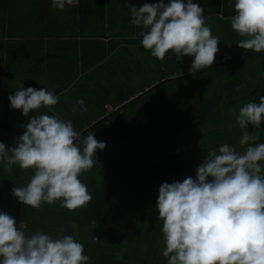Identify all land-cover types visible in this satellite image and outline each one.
<instances>
[{"label":"clouds","instance_id":"clouds-1","mask_svg":"<svg viewBox=\"0 0 264 264\" xmlns=\"http://www.w3.org/2000/svg\"><path fill=\"white\" fill-rule=\"evenodd\" d=\"M79 3L52 0L60 10ZM234 9L231 28L242 38L236 45L264 52V0H235ZM130 11L131 23L146 29L141 32L143 48L156 59L163 60L169 52L179 60L194 57L192 74L214 64L219 39L212 35L199 4L160 0L131 6ZM8 99L10 108L24 117L58 103L48 89H25L23 83ZM262 121L264 96L241 107L236 117L244 130L239 144L248 145L244 152L225 143L197 167L195 179L159 187L156 206L167 264H264V143H255L257 137L245 130L248 125L259 128ZM23 127L15 147L6 149L0 142V162L9 169L18 165L34 171L28 184L14 187L12 195L32 209L60 201L73 212L89 203L92 196L78 177L93 168L97 151L106 143L89 132L78 144L80 134L70 121L46 114L33 115ZM25 227L24 221L17 227L13 217L0 212V264H88L82 243L73 236L26 235Z\"/></svg>","mask_w":264,"mask_h":264},{"label":"trees","instance_id":"trees-1","mask_svg":"<svg viewBox=\"0 0 264 264\" xmlns=\"http://www.w3.org/2000/svg\"><path fill=\"white\" fill-rule=\"evenodd\" d=\"M11 1L0 0V3L9 4ZM36 1L40 6L43 0ZM101 1L100 18L106 19L103 18L105 0ZM195 1L204 9L206 19L213 13L221 12L226 0ZM85 5V1L78 7L75 5L82 17L92 10L91 6ZM0 20V26L4 29L6 23L2 18ZM101 24L105 26V23ZM128 26L130 23H119L121 30L112 34L125 37L124 46L142 45V40L133 38L132 25ZM1 27L0 33L3 31ZM144 31L146 29L140 28V36ZM84 42L90 43L88 40ZM94 48L92 44L83 48L84 68L81 71L78 69L76 76L95 67L99 62L97 58L105 61L110 56V46H101L102 55H97V51L90 53ZM79 56L75 52L76 59ZM163 63L166 65L162 67L166 70L162 73L156 70L158 76L147 75L148 82L112 101L121 107L153 87L147 94L112 113L109 123L92 126L107 116L106 102H96L92 121H86L74 129L81 134L82 140L92 132L96 133L97 141L106 143L103 150L105 161L96 167L99 170L97 175L101 177L95 181L99 190L91 195L93 198L89 203L73 212L61 207L60 201L52 205L42 204L39 209L23 205L12 195V189L26 186L34 171L22 170L18 165L9 169L4 162H0V212L13 217L17 227L19 220L24 221L26 235L35 233L36 215L42 212V219L45 220L46 213L48 226L44 227L45 234L53 238L62 231L53 226L51 213L60 214L65 228L71 229L63 233L82 243L83 254L89 257L88 264H167V258L162 254L165 247L162 221L158 220L156 206L159 187L165 182H182L187 177L195 179L197 167L225 143L235 147L237 152L246 150L248 145L242 147L239 144L244 130L236 123V117L241 107L250 102L258 103L260 97L264 96V52L245 51L215 59L210 68L195 74L190 72L192 64L184 59L179 62L180 66L169 59ZM70 65L74 66V60L71 59ZM218 71L222 75L235 74L236 77L221 81L215 76ZM148 73L152 74L150 70ZM166 79L169 80L158 84ZM215 83L219 85L213 86ZM30 118L31 113L29 117L22 115L16 121L8 122L0 116V142L8 143L9 149L15 147L16 138L22 135L23 126ZM245 130L257 137L255 143H264V121L259 128L248 125ZM261 164L264 166V162ZM72 225L77 228L83 226L84 229L93 226L101 234V242L94 244L87 233L84 237L77 236L76 228L72 231Z\"/></svg>","mask_w":264,"mask_h":264},{"label":"crops","instance_id":"crops-1","mask_svg":"<svg viewBox=\"0 0 264 264\" xmlns=\"http://www.w3.org/2000/svg\"><path fill=\"white\" fill-rule=\"evenodd\" d=\"M83 1H85L87 5L85 6H91L92 10L89 11L87 16L85 15L82 17L78 14L79 12H77V7L80 6ZM49 2L50 0H43L40 6L37 4L36 0H12L9 4L0 3V19L2 18L6 23L4 29L0 26L1 30H3V34L0 33L2 34L0 35V116L8 122H14L23 115L22 111L10 108V102L8 99L9 95H14L20 84L23 83V87L25 89L28 87H32L37 90L46 88L58 97V103L56 105L51 106L50 108H41L36 110V113L35 111L30 112L31 117L35 114L56 116L60 120L70 121L73 124L74 129H78L80 125L84 124L86 121H92L93 119L92 113L94 111V103L85 101L84 97L76 95L77 93L73 87L77 86L81 76L85 73L78 76V78L72 81V83L70 82L68 85L66 84L67 86L61 87L59 83L62 79H67L68 73L73 75L72 73L76 74L78 69L81 71L84 68L83 48H88L92 44L93 47H96L93 49L92 53H94L101 48L102 45L105 47L110 46V44L113 45L112 42L114 40L115 43H119L118 46H124L122 43L126 38L116 36L115 34H110L107 37L100 38L98 35H93L92 37L89 35L86 36L82 33H73L70 35L65 32V28L59 30V27L57 31L47 34L46 31H44L47 29V24H52L53 17L56 18L57 14L65 13L63 11L65 8L63 10L54 8V10L52 6H49ZM101 2V0H80L77 7L74 5L67 8L68 17H76L77 19H80L81 21L79 24L84 23L82 21L83 18H91L93 16L97 17V14L102 17L100 11L103 3L101 4ZM104 2L106 6L105 12H103V18H106L103 19L104 23L110 22L111 20L109 21V19H113L116 23H130V25H133L131 23V6L139 8L145 3L154 4L159 3L160 0H105ZM164 2L168 3L169 0H164ZM192 2L195 3L196 1L192 0ZM234 5L235 0H226L223 3L221 12L217 14L213 13L205 19L207 26L212 24L211 27L209 26L211 31L212 29L214 31V26L217 24L211 23V18H219L217 22H230L232 16L235 14ZM61 21L62 20H55L54 22L57 24H64V22ZM10 24L12 26H9ZM36 24L45 26L40 27V30H37ZM140 28L141 30L143 29L142 27L136 26L133 38L142 40V36L138 33ZM85 40L90 41L89 45L84 42ZM69 41L76 43L73 44ZM237 42H233L232 45L237 44ZM75 45H77L76 48L74 47ZM129 46L131 47L132 45L126 44V47ZM72 52H78L80 55V57L74 61V66H71L70 61L67 59ZM244 52L245 50L242 52L237 51L236 53ZM61 58H65V60ZM53 61H57L58 64H54ZM140 77V81H147L149 79V77L143 75L142 72H140ZM133 90L134 87L130 83L129 90L123 92L122 94L114 93V100H119L121 97L127 95L126 93L128 91L131 92ZM79 100H83L84 104H78ZM107 104L116 106L112 101H106V105ZM23 132L21 133L23 134ZM95 135L96 133L94 136ZM5 145L6 149H9L8 143ZM103 153V151L98 150L96 158L94 157V159H96V163L93 168L82 173L78 177L82 183L87 185L88 192L91 195L95 194V192H98L99 190V186L95 181L96 179H101V177L98 176L99 170L96 167L105 161ZM51 214V222L54 223L53 226L61 231L63 230L60 235H66L63 232L71 229L67 230V228H65L62 216L58 213ZM44 215L47 216L46 219H48V215L46 213H44ZM46 219H42V212H39V214L36 215V222L33 228L35 233L46 232V229L44 228L47 225ZM67 221L69 222L70 220L67 218ZM79 227L78 229L76 226L77 231L75 232L77 236L81 235L84 237V234L87 233L94 244H99L101 242V234L96 228L93 226L85 229L83 226ZM72 231L74 230L72 229Z\"/></svg>","mask_w":264,"mask_h":264},{"label":"rangeland","instance_id":"rangeland-1","mask_svg":"<svg viewBox=\"0 0 264 264\" xmlns=\"http://www.w3.org/2000/svg\"><path fill=\"white\" fill-rule=\"evenodd\" d=\"M49 6L53 7L51 0L49 2ZM54 8L55 7H53V9ZM67 8H69V6H65V9L63 10L65 12L64 14L56 13L57 16L56 18L53 17V23L47 24L46 26L47 29L46 30L42 29V30L46 31V33L48 34V33L57 31L59 27V30L60 29L62 30L65 28V32L69 33L70 35H72L73 33H84L88 35H98L99 38L107 37L110 34L121 30L119 28V23H116L113 19H109V21L110 20L111 21L106 22L105 26L101 24L100 22L104 23V20L101 19L98 14H97V17L93 16L91 18H83L82 21L84 23L79 24V22L81 21L80 19H77L76 17H68ZM211 19L213 21V22L211 21V23H217L214 26V31L212 29V35L218 37L219 39V42H218L219 51L216 54L215 59H220V58L231 56L235 54L237 51L238 52L244 51L243 49H240L239 47H237L236 44L232 45L233 42L236 43L239 39H242V38L232 30L231 21L230 22H223V21L217 22L219 18H216V17H213ZM55 20L57 21L62 20L61 22H64V24H57L54 22ZM40 25L41 24L37 25V30H40V27L45 26V25H42V26ZM211 25L209 26L211 27ZM122 26H125V25H122ZM132 28L135 33L136 26L132 25ZM114 39H117V38H114ZM112 44L115 46L110 44L111 53H110V56H108V59L103 61L97 58L99 62H97L95 67L90 68V70H87L85 74L81 76L77 86L76 87L73 86L77 93L76 95H78L79 97L81 96L84 97L85 101L92 102L95 105H96V102L102 103L106 101H113L115 99L114 93L122 94L123 92L129 90L130 83L134 88H136L137 86H140V84L148 82L145 80L140 81L139 79L141 78L140 72H142L143 75H146V76L148 75L149 77H153L155 75L158 76L156 70L161 71V73L164 70H166L165 68L162 67L163 65L164 66L166 65L163 63L166 59L173 60L176 64H178V66H180L179 62L183 59L191 64L194 60V57H191V56H185L181 60H179L171 52L167 53L163 60H158L151 55L150 51L145 50L142 45L138 44L137 46H131V47L130 46L126 47V46H121V45L118 46L119 43H115V40L112 42ZM92 52L93 50L90 53ZM100 52L102 53L101 48L97 50L96 52L97 55L100 54ZM69 56H70V59L67 58L68 60L70 61L71 59L74 61L77 60L75 57V52H72ZM61 59L65 60V58H61ZM53 63L58 64L57 61H53ZM148 70H150L152 74H149ZM220 72L221 71L216 72L215 76L221 81L232 80L236 77L235 74L224 73L222 75ZM68 74H67L66 80L62 79L60 83L58 82L61 87L67 86L68 83L78 78L77 77L78 75L76 76V74L74 73H72L73 75L71 74L68 75ZM219 75H222V76H219ZM218 85H219L218 83L213 84V86H216V87ZM237 90H241V88H237ZM233 92H229V94H232ZM105 122L109 123L110 118L106 120Z\"/></svg>","mask_w":264,"mask_h":264},{"label":"water","instance_id":"water-1","mask_svg":"<svg viewBox=\"0 0 264 264\" xmlns=\"http://www.w3.org/2000/svg\"><path fill=\"white\" fill-rule=\"evenodd\" d=\"M168 80H169V79H166V80H164V81H162V82H160V83H158V84H159V85H160V84H163V83H165V82L168 81ZM158 84H156L155 86H157ZM152 88H153V87H151L150 89H152ZM150 89H147L144 93L138 94V95L135 96L134 98L130 99L129 101H127L126 103H124L121 107H119L118 110L123 109L127 104H130V103H131L132 101H134L135 99L140 98L141 95L147 94V92H148ZM118 110H117V111H118ZM115 112H116V111H115ZM112 115H113V114H110V115H108V116L102 118L100 121L94 123L92 126H95V125L98 124V123L105 122L106 120H108L109 118H111Z\"/></svg>","mask_w":264,"mask_h":264},{"label":"built area","instance_id":"built-area-1","mask_svg":"<svg viewBox=\"0 0 264 264\" xmlns=\"http://www.w3.org/2000/svg\"><path fill=\"white\" fill-rule=\"evenodd\" d=\"M105 108H106V111H107V115L109 114H111L112 112H114V111H117L118 109H119V106H114V105H110V104H107L106 106H105ZM79 133V132H78ZM80 134V133H79ZM80 141H82V137H81V134L79 135V137L77 138V143H80ZM20 220L18 221V224H20ZM26 225V224H25ZM26 228L27 227H25V229H24V231H26Z\"/></svg>","mask_w":264,"mask_h":264}]
</instances>
